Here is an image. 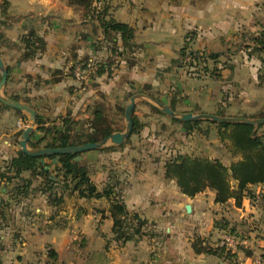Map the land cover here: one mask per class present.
<instances>
[{
    "label": "crops",
    "instance_id": "obj_1",
    "mask_svg": "<svg viewBox=\"0 0 264 264\" xmlns=\"http://www.w3.org/2000/svg\"><path fill=\"white\" fill-rule=\"evenodd\" d=\"M2 3L1 15L13 18V30H32L45 41L37 57L16 61L14 70L5 65L10 67L6 85H15L22 77L31 80L26 94L30 103L19 102L33 109L36 116L64 117L70 111L68 100L74 95L67 87H78L70 75L76 62H105L111 57L112 45L122 51L110 75L96 74L89 91L80 90L79 95L88 103L105 93L130 95L128 102L133 95H140L134 105L140 126L121 144L99 147L114 146L112 150L82 151L77 160L87 165L99 190L119 180L115 191L129 211L150 223L147 230L151 236L116 241L106 198L87 199L66 191L55 217H51L52 207L45 195L33 193L15 199L9 194L13 185L3 183L0 194L8 206L0 216V264H264V182L249 185L252 196H244L240 204L234 198L216 202L215 191L209 188L194 196L184 195L176 181L165 175L166 161L185 153L180 149L201 152L200 157L219 159L227 166L240 155H233L231 142L219 138L216 127L207 123L190 133L188 126L175 123L176 131L168 138L162 136L170 124L161 122L154 110H158L156 101L170 108L172 105L177 113L264 117L254 114L262 105L260 99L264 100V53L246 56L241 49L231 55L226 48L221 50L216 61L230 63L236 71L222 67L219 79L201 95L195 84L212 83L205 79L211 70L197 78L195 65L202 62L208 66L215 60L190 58L189 53L182 56L180 52L183 47L210 50L216 40L224 41L225 47L238 41L248 43L245 34L264 30V0H95L92 7L108 6L106 18L133 28L131 51L122 48L119 34L106 36L98 19L84 8L70 6L67 0ZM146 85L149 88L142 91ZM88 103L84 104L85 111L91 117L94 106ZM209 105L214 108L207 112ZM8 108L0 111V159L15 149L12 135L26 128L25 120ZM10 122L13 129L8 128ZM52 124L60 126L61 121ZM38 126L33 130L34 139L41 133L36 130ZM263 133L264 126L257 134ZM43 163L51 170L58 164L56 158ZM21 177L32 179V188L39 183L28 171ZM218 221L221 227L215 225ZM229 230L237 239L229 255L193 248L196 240L218 247L219 239Z\"/></svg>",
    "mask_w": 264,
    "mask_h": 264
},
{
    "label": "trees",
    "instance_id": "obj_2",
    "mask_svg": "<svg viewBox=\"0 0 264 264\" xmlns=\"http://www.w3.org/2000/svg\"><path fill=\"white\" fill-rule=\"evenodd\" d=\"M95 0H67L70 6L84 8L99 20L106 36L112 32L119 34L122 42V48L127 51L133 49V28L124 22L116 21L108 16V6L103 5L100 8H95L93 2ZM6 3V1H5ZM249 42L251 48L247 47L249 43H240L242 48L250 50L249 56L252 53H264V30L253 36ZM24 43L23 59H32L38 53H41L45 48V41L38 36L34 31L30 30L26 38L22 39ZM239 46V43L237 44ZM111 57L112 61L98 62L96 74L106 73L110 75L112 65L115 63L116 57L121 56L122 51L112 45ZM186 47H183L180 52L182 56L189 53L190 58H209L217 60L218 54H201L198 51L186 52ZM238 49V48H237ZM186 52V55L184 53ZM86 64L88 61H79ZM74 65L71 68L70 75L73 76ZM8 72L10 67L7 66ZM205 70V69H204ZM149 86H144L142 91L148 89ZM18 101V97L12 96ZM2 107L8 108L4 104ZM92 116L85 122L86 129L76 133L73 132V120L68 116L63 117L60 126H45L42 116H36V124H39L36 130L43 134L34 139L35 132L33 131L28 140V146L38 148V145L45 142L44 148H64L69 146H79L86 143H101L109 137L110 134L121 131L114 128L109 121L106 111L99 102H94ZM117 110L124 109L116 105ZM171 109L174 107L171 105ZM16 110V109H14ZM157 113L162 114L159 110L154 109ZM20 112V110H16ZM174 123H181L188 126L189 132L199 125L202 121H180L170 119ZM133 129L132 133L139 128V122L135 116H132ZM213 124L217 129V134L221 139H228L231 142V152L233 155H240V158L231 162L228 166L224 165L219 159H209L200 156H191L187 154H178L166 161L165 175L176 181L180 192L187 196L195 194L209 188L215 191L216 202H226L230 198H234L237 204H240L244 196L251 197L252 194L248 189L249 185L259 184L264 182V133L258 135V129L261 125L254 127L249 124L242 123H218L208 122ZM35 130V131H36ZM35 140V141H34ZM114 146L95 148L97 151L112 150ZM82 152L63 153L56 155L45 156H30L19 149L16 154L0 164V188L5 185H13L10 195L12 198L27 197L29 194L40 193L47 197L49 205L52 207L51 217H55L59 205L63 201V195L66 191L77 192L80 197L87 199L106 198L110 202V215L113 219V238L116 241L125 243L126 241L135 240L143 235L151 236V232L147 230V220L140 217L137 212L129 211L115 191L119 185V180L104 184L100 190L97 184L91 180L88 167L80 163L77 157ZM57 159V165L53 170L48 168V165L43 163L45 159ZM30 172L31 177L39 181L35 188L31 187L32 179L22 178V173ZM54 175L51 176V173ZM18 180V181H17ZM8 203L1 197L0 194V216L4 215V211ZM215 225L221 227V222H215ZM222 227H226L225 224ZM232 233L229 230L228 233ZM201 240H196L193 243V248L197 252H205L209 254H225L229 255L231 250L224 247H211L202 245ZM199 245V246H198ZM53 256L52 252H49ZM45 264H52L46 262Z\"/></svg>",
    "mask_w": 264,
    "mask_h": 264
},
{
    "label": "rangeland",
    "instance_id": "obj_3",
    "mask_svg": "<svg viewBox=\"0 0 264 264\" xmlns=\"http://www.w3.org/2000/svg\"><path fill=\"white\" fill-rule=\"evenodd\" d=\"M2 2H3V0H0V57L3 59L4 65H11L12 70H14L13 68L16 67V61L27 60V59L22 58V55L25 51L24 50V43H22V39L24 37L26 38V36L28 35V32L30 30H28L24 33H18L17 30H13L11 28L12 23H13V18L9 17L7 14L4 17H2V15H1L2 7L4 4ZM255 35L256 34H245L244 38H247L249 41ZM239 42L240 41H238V43ZM248 43L249 44L246 46L251 48V46H252L251 43L250 42H248ZM242 46H243L242 44H239V46H238V45L233 43V44H230L229 46L227 45L225 47L224 41L219 42V40L218 41L216 40L213 43L212 49H210V50H195V51H198L201 54L216 53V54H218V58H219L221 55V53H220L221 50H223L225 48L228 51V53L231 55H233L231 52H238L239 50L242 49L244 51L243 53L246 56H249L250 50L248 48L243 49ZM189 51H190V49L187 48L186 52H189ZM186 52L184 53V55H186ZM228 53H227V55H229ZM253 54L254 53H252L251 55H253ZM37 55L35 57H37ZM256 55H259V53H257ZM106 60L108 62L112 61V57L109 56ZM98 62H101V61H98ZM227 66H230L229 69H231L232 72L236 71V67L234 65H231L230 63L225 64V63H222L220 61H215V62L213 61V63L209 64L208 66L203 65L202 62L197 63L195 65L196 71H195L194 75H196V77L199 78L200 76L206 75V74H204V72H208L209 70H211V74H210L209 78H205V79L207 81L211 80L212 83H209V82L207 83V82H203V81L197 82L195 84L196 91L199 92L201 95L207 93L208 89L211 88V85L213 84L214 80L219 79L220 69L222 67H227ZM262 66H264V64ZM183 67H187V66H183ZM204 69H206V71H204ZM244 72L248 73L246 71H244ZM94 77H95V73L91 76V78L87 84H79L77 82L78 87L72 86V85L71 86L69 85L67 87L68 88L67 90L69 91L68 93H71V95L73 94L74 96L68 100L70 111H68V113H66L64 117H66L68 115V117L70 119H72L74 122L72 125V128H73L72 135L73 136L76 133L86 129L85 122L88 120V118H90L87 114L88 113L87 110L85 111L86 106L84 105V104H87L88 102H87V100H85L83 97H81L79 95V93H80L79 91L81 90L82 92L87 93L89 91L91 85L93 84V83H91V80H93ZM12 78H13V76H12ZM23 78L24 77H22L21 81L19 80L20 82H17L15 85L13 83L12 84L8 83V85L5 84V86L3 87V90H2V92L5 90V92H3V95L9 97L8 96L9 94L17 92L18 95H16V97H18V101H23V102L27 103L30 98L28 96H26V94H27L28 87L32 85V82L28 77H25L24 80H22ZM28 80H30V81L28 82ZM35 84H36V86H38L39 82L37 81V82H35ZM218 85H220V84H218ZM224 90H227V88ZM125 95L123 97H121V95H119V94L117 96H114L111 93H105L102 96H99L95 101L91 100V98H90V101L88 104L91 106V105H94V102H96V103L99 102V104H101L103 106L104 110L106 111L108 119H109V121H111L114 128L116 127L118 129H121V131H124L125 126H126V121L124 118V112H125V107L129 103L128 100L130 97V95H127V96H125ZM28 103H30V102H28ZM260 103L262 105H261L260 109L256 113H254L256 115H264V100L260 99ZM1 104L2 103H0V111L7 109L5 107H2ZM32 105H33V107L37 106L35 104H32ZM116 105H119V106H121V108L123 107L124 109H120V111H119V110H117ZM213 108H214V106H211V105L205 107L207 112L212 111ZM37 110H41V109H37ZM13 112L17 115V117H21L23 120H25V125L27 126V124H28V113L24 112V111L17 112L16 110H14ZM225 113H229V112L226 110ZM135 114H136L135 109H133L132 116H135ZM137 115L138 114H136V116ZM157 115H158V118L161 122H163L162 120H164L170 124V127H167L164 130L163 135H162V136L168 138L167 136H171L176 131V129H174V128H175V126H177V124L173 123L169 119V117H167L166 115H162L160 113ZM41 116L44 117V119L47 121V123H48L47 127L48 126L49 127L50 126H56V125L52 124V122H55L58 119H60V121H62V118H63V116L57 117L58 115L57 116H55V115L54 116H45L44 114H41ZM200 121H202L200 123L201 125L203 123L209 124L208 122H210V123L213 122V121H206V120H200ZM203 121H206V122H203ZM12 122L8 123V128H10V129H13V127H14ZM200 124H199V126H200ZM211 125H213V124H211ZM163 126H167V125L165 123H163ZM262 126H264V124H261L260 128H262ZM199 128L200 127L196 126L194 128L195 132H197ZM23 131L24 130H19L18 132H16L15 134L12 135V137H11L12 141H13L12 144L15 146V149H13L12 152L6 156V159H0V164L4 160H7L10 157L14 156L16 154V152L20 149V146L18 144V139L22 138ZM190 132H192V131H190ZM42 134L43 133L41 132L39 136H41ZM196 135L199 136V133ZM44 143L45 142L40 143L38 145V148H31V147H29V148L41 149V148H44L43 147ZM180 150L185 152L182 154H187V155L196 156V157L201 155V152H196V151L190 152V149L187 147H185L184 149L182 148Z\"/></svg>",
    "mask_w": 264,
    "mask_h": 264
},
{
    "label": "water",
    "instance_id": "obj_4",
    "mask_svg": "<svg viewBox=\"0 0 264 264\" xmlns=\"http://www.w3.org/2000/svg\"><path fill=\"white\" fill-rule=\"evenodd\" d=\"M7 77H8V70L4 65L2 58L0 57V103L10 108L28 113V124L23 131L22 138L19 140V146L22 152L30 156L37 157V156L56 155L63 153H75V152H82L86 150L99 148L106 145H118L121 144L124 141V139L129 137L130 134L132 133V129H133L132 112L134 109L135 101L137 98L140 97V95H133L130 98L128 105L125 107V112H124V118L126 121L125 130L110 134L109 137L101 143H86L84 145L69 146L64 148L31 149L28 146V140L36 125V113L29 106L22 104L11 97H7L3 95L2 90L7 82ZM155 105L158 108V110H160L164 114L169 115L172 119H177L180 121L206 120V121H213L218 123L249 124V125H253L254 127L264 124V117L252 119L247 117H223L215 114H206V113H200V114H193L192 112L177 113L163 103L155 101ZM186 210L188 212L190 211L189 205L186 206Z\"/></svg>",
    "mask_w": 264,
    "mask_h": 264
},
{
    "label": "built area",
    "instance_id": "obj_5",
    "mask_svg": "<svg viewBox=\"0 0 264 264\" xmlns=\"http://www.w3.org/2000/svg\"><path fill=\"white\" fill-rule=\"evenodd\" d=\"M117 64V59L115 60V63L112 65V69ZM98 67L97 62L88 61L86 64L83 62H76L74 64L73 69V78L76 82L79 84H87L91 78V76L96 72ZM237 243V239L228 232H225L221 238L219 239L218 246L224 247L227 249H231L234 247ZM46 262H42L40 264H45Z\"/></svg>",
    "mask_w": 264,
    "mask_h": 264
}]
</instances>
